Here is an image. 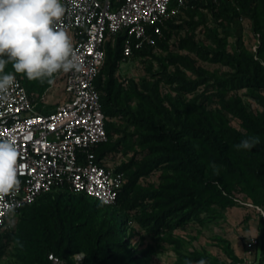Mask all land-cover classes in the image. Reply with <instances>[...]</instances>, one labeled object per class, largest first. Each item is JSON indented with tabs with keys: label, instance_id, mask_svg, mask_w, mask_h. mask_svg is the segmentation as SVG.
Listing matches in <instances>:
<instances>
[{
	"label": "trees",
	"instance_id": "trees-1",
	"mask_svg": "<svg viewBox=\"0 0 264 264\" xmlns=\"http://www.w3.org/2000/svg\"><path fill=\"white\" fill-rule=\"evenodd\" d=\"M193 5L208 8L211 12H217L229 20L237 18L238 15L247 16L251 19L253 28L264 35V0H187L181 6V10L185 6L189 8ZM179 13L164 19L161 24L162 35L155 36V45H145L135 50L133 56L156 48L171 51V49L187 47L189 51L195 52L204 59L231 63L236 71L241 73L235 82L232 80V83L237 86H248L251 96L262 107V110L257 112L247 108L237 97L226 99L224 89L227 86L225 85L217 92H211L205 97L220 102L224 109L239 119L241 127L247 133L233 128L229 123V117L224 113L215 116L211 114V117L207 115L213 121L203 118L196 124L191 123L181 117L178 106L173 104L170 110L161 108L158 111L172 125L163 129V125L156 119H151L147 111L136 112L126 105L120 106L119 96L123 88L117 82L116 71L122 57L123 36L119 33L108 39L105 44V60L95 81L105 115L104 126L107 140L97 144L94 151L98 158L112 162L124 140V138L114 139V136L117 133H124V136H138L139 143L144 145L145 154L140 161L136 162L131 159L114 168L117 172H124L126 176V182L120 188L114 204H104L83 193L61 191L56 192L58 194L56 200L38 204L44 196L52 193L49 192L43 194L35 203L20 208L17 213L36 206V210L41 209L40 212L44 217V220L36 225L38 251L34 258L35 264H50L47 257L49 252L70 259V256L77 251H83L86 254L84 264H132L134 255L130 249L125 248L126 241L119 234V231H122L119 227L121 223L119 215L111 217L99 215L101 210L104 211L111 206L119 207L125 212L137 211L142 207L144 212L138 216L139 221L142 225H147L157 231L163 226L180 225L182 219L186 218L191 210L181 212L179 218L174 221L172 219L178 211L190 205L208 207L210 202L222 205L233 202L230 196L233 191L242 193L244 198L249 199L253 204L264 207V95L254 91L257 87L264 88V65L247 52H239L233 56L225 51L204 49L197 45L190 36L180 38L175 46L170 47L167 40L170 38L171 29H184L185 27L194 29L198 25L192 17L189 20H183L182 23H177ZM208 34L214 41L219 40L215 32L209 30ZM170 53L168 60L176 65L175 71L164 70L166 78L169 81L176 80L179 83V89L192 91L202 83L203 79L202 77L196 80L186 78L181 65L196 71L197 76H202V72L194 66L192 58L187 54ZM260 55L264 58V52ZM5 72L15 74L11 63L6 66ZM15 75L20 77L28 94L34 97L42 94L50 84L49 79L52 80L54 77L45 78L41 82L30 81L23 74ZM134 94L141 100L152 104L150 97L152 93L146 94L135 88ZM37 108L41 111L50 109L47 106L42 107V103H38V100ZM122 115L131 117L137 128L134 133L121 130L116 125L114 120ZM172 127H177L178 130ZM183 134L192 138L196 153L191 144L180 140ZM251 137H256L259 141L251 150H238L235 147L242 140ZM197 156L221 165L222 170L205 176L203 165ZM163 167L173 171L170 176L171 180H166L160 187L153 189L144 188L138 183L143 175L155 168ZM160 175L162 178L166 177L164 174ZM66 194L70 199L62 206L59 199ZM193 196H196V199ZM66 206L69 207V212H66ZM262 228H264V221H262ZM13 235L11 228L2 232L0 254L10 243ZM114 250L119 255H116ZM241 261V258H237L233 264H239Z\"/></svg>",
	"mask_w": 264,
	"mask_h": 264
},
{
	"label": "rangeland",
	"instance_id": "rangeland-1",
	"mask_svg": "<svg viewBox=\"0 0 264 264\" xmlns=\"http://www.w3.org/2000/svg\"><path fill=\"white\" fill-rule=\"evenodd\" d=\"M179 19L177 23L183 20H192L198 23L196 28L171 29L170 38L167 44L172 47L177 44L182 37H192L197 45L210 51H225L235 56L239 52L252 54L264 65V58L260 53L264 52V35L253 28L249 17L238 15L237 18L229 20L217 12H211L208 8L201 6H190L181 10L178 8ZM176 12V13H177ZM209 30L215 32L218 41H214L208 34ZM170 52L191 57L194 66L202 76H197V72L181 65L184 76L188 79H199L202 77V83L198 84L192 91H183L178 88V82L169 81L166 78L165 71H175V65L168 60ZM172 53V54H173ZM105 70V68L103 69ZM64 72L54 74L50 84L45 88L42 94L37 95L38 103L42 107L54 108L62 98V84ZM241 73L224 61H211L204 59L195 52L189 51L187 47L171 49L156 48L142 54H136L125 61H120L116 79L123 88L119 96L120 106L126 105L130 109L138 112L147 111L151 119L162 124L163 129L171 127L162 113L158 112L161 108L170 110L171 104L178 106L180 115L191 123L211 117L226 114L230 119L233 128L247 133L241 127L239 119L222 107V104L216 99L205 97L211 92H217L220 87L227 86L225 91L226 99L239 98L242 104L255 111H261L262 107L251 96L248 86H237L232 80L240 76ZM205 78V79H204ZM145 85H144V84ZM220 84V85H219ZM135 88L146 94H150L152 104L143 101L134 94ZM264 95V88L257 87L254 90ZM126 96V97H124ZM159 101V103H158ZM208 115V116H207ZM116 125L128 133H134L137 128L129 115H122L114 120ZM178 130L177 127H172ZM124 138L122 147L116 152L112 160L113 169L131 159L140 161L144 154V145L139 143L136 135L124 136V133H117L114 139ZM180 140H185L192 146V138L186 134L180 136ZM196 153V147H192ZM127 149V151H125ZM198 157V156H197ZM203 165L205 176H209L215 171H221L222 166L203 159L197 158ZM215 165V168L213 167ZM122 173L123 184L126 182L125 173ZM164 174L166 177H161ZM173 174L171 169L163 167L153 169L149 173L139 178L138 183L147 189L160 187L166 180H171ZM177 174V173H174ZM190 180V179H189ZM190 182V181H189ZM234 200L230 203L220 204L210 202L208 207L205 205H190L178 211L173 221L179 218L181 212L191 210L186 218L182 219L180 225L173 227L163 226L158 231L151 229L147 225H142L139 221L144 210L142 207L137 211H123L119 207L111 206L99 215L113 216L119 215L121 222L119 231L125 241V248L131 250L134 255L132 264H186L192 261V264L200 259H205L207 264H233L237 258L250 264H264V235H262V221H264V207L253 204L249 199L244 198L240 192L230 193ZM58 194L52 192L44 196L38 204L46 203L50 200H56ZM196 199V196H193ZM69 195L60 198L62 206L69 201ZM148 202H150L148 200ZM39 208V207H38ZM36 206L14 214L11 223V229L14 232L13 238L0 254V264H35L34 258L38 251L36 240L38 222L44 220L40 210ZM66 206V212H69ZM99 219V217L97 218ZM46 220V218H45ZM252 237H257L259 243L252 249L246 248V241ZM114 253L119 255V253Z\"/></svg>",
	"mask_w": 264,
	"mask_h": 264
},
{
	"label": "built area",
	"instance_id": "built-area-1",
	"mask_svg": "<svg viewBox=\"0 0 264 264\" xmlns=\"http://www.w3.org/2000/svg\"><path fill=\"white\" fill-rule=\"evenodd\" d=\"M187 0H62L69 12L57 23L71 36L81 68L63 74L61 102L41 111L16 75L7 102H0V139L11 137L18 149L20 190L0 201V235L25 205L43 194L68 191L83 193L104 204H114L123 186L121 172L108 159L98 158L94 147L107 140L105 115L96 78L105 60V44L123 36L121 61L145 45H155L164 19L175 14ZM14 213L7 212V205ZM257 237L246 241L252 249ZM84 253L77 251L73 254ZM54 252L50 264H75ZM85 254V253H84ZM85 257L79 258L84 264ZM242 264H250L243 262Z\"/></svg>",
	"mask_w": 264,
	"mask_h": 264
},
{
	"label": "clouds",
	"instance_id": "clouds-1",
	"mask_svg": "<svg viewBox=\"0 0 264 264\" xmlns=\"http://www.w3.org/2000/svg\"><path fill=\"white\" fill-rule=\"evenodd\" d=\"M67 12L69 9L62 0H0V102L9 99L16 82L15 74L43 82L58 72L80 70L71 36L65 28L57 27ZM9 63L15 74L5 72ZM258 143L256 137H251L235 147L251 150ZM18 156L14 139H0V201L15 196L20 190L19 175L23 166L18 163ZM7 212L14 213L12 204L7 205ZM84 256V253L73 254L72 259L79 264L78 257ZM196 264H207V261L200 259Z\"/></svg>",
	"mask_w": 264,
	"mask_h": 264
}]
</instances>
